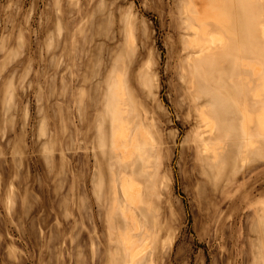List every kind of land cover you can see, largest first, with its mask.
Here are the masks:
<instances>
[{"label": "rangeland", "instance_id": "obj_1", "mask_svg": "<svg viewBox=\"0 0 264 264\" xmlns=\"http://www.w3.org/2000/svg\"><path fill=\"white\" fill-rule=\"evenodd\" d=\"M186 3L0 0V264H123L131 224L127 253L142 251L129 262L264 264V136L233 166L241 139L225 138L213 162V137L203 153L185 74L195 49H184L187 25L198 23ZM249 45L242 60L263 62L262 40ZM118 81L121 164L109 152ZM120 170L138 183L133 216L109 210L108 181L122 185Z\"/></svg>", "mask_w": 264, "mask_h": 264}, {"label": "bare ground", "instance_id": "obj_2", "mask_svg": "<svg viewBox=\"0 0 264 264\" xmlns=\"http://www.w3.org/2000/svg\"><path fill=\"white\" fill-rule=\"evenodd\" d=\"M201 2L206 3L205 6L202 4L201 9L197 7V0H188L184 7L185 14L198 23L187 25L192 35L187 36L184 49L194 48L195 51L188 55L185 74L190 78L191 88L194 90L193 101L198 106L197 119L201 123L198 137L203 153L207 154L211 149L204 141L212 137L215 141L212 146L214 149L212 155H207L211 162L223 156L225 138L233 136L241 139L240 144L232 142L230 152L228 151L233 166L236 156L243 154V146L252 147L255 137H260V134L264 136V63L242 60L240 56L241 53L248 52L245 45L250 40L260 38L264 43V21L260 20L254 27L246 28L237 17V10L230 0ZM237 43L240 47L236 46ZM230 51L237 52V55L231 57ZM237 68H246L247 73L240 76ZM256 105L263 106V109L258 114H253L251 109ZM119 124L114 136L115 144L128 139L124 124ZM220 147L222 148L219 149ZM219 161L218 167H225L222 157ZM137 185L136 181L123 180V194L131 203L135 199ZM140 251L142 249H133L130 254L135 256Z\"/></svg>", "mask_w": 264, "mask_h": 264}, {"label": "crops", "instance_id": "obj_3", "mask_svg": "<svg viewBox=\"0 0 264 264\" xmlns=\"http://www.w3.org/2000/svg\"><path fill=\"white\" fill-rule=\"evenodd\" d=\"M183 2V1H188V0H180V2ZM243 0H232V2L235 4V6L237 7V17H239L242 21V25H244V27H249V26H252L254 27L258 22L263 21L264 19V0H250V1H253L254 4L256 3H261V7H259L258 11L257 12H252V10H244L242 9L243 7V4L241 5L240 2H242ZM239 2V3H238ZM184 9V8H183ZM244 14V16H243ZM252 18H257L258 20L255 22V21H251ZM238 44V43H237ZM247 45V48L249 50V53H253V49L251 47V45L246 44ZM239 46V44L237 45ZM263 52H264V48H263ZM264 59V58H263ZM263 63H264V60H263ZM126 95V92H125V87H121L120 86V82L118 81L117 84H116V87L115 89L113 90L112 92V96H114L116 98V106L114 108V106L111 105V103L108 105V110H109V114H110V138H111V145H112V148L111 150L109 151L110 152V155L111 156H115L116 159H120L121 161L119 162V164H121L122 160H123V157L121 155V152H120V147H121V141H119V144H115L114 142L115 139H114V136H115V132L118 130L119 128V123H121L119 121V114L121 112V108H120V105H121V98L122 97H125ZM80 109H82V107L80 106ZM79 123V122H78ZM222 169H224V166H219L218 167V170H217V173H220L222 171ZM118 173L120 174V181H122L123 179H127L128 177H134L132 175L129 174V172H127L126 170H120L118 171ZM147 176V175H146ZM150 178V176L148 177ZM115 179H114V176H111V184L109 186V181H108V199H109V210L110 212H112L113 214L116 213L117 209L119 210V212H121L122 214L127 215L128 216H133L134 215V204L132 203H128V202H125L123 201V186L120 184H116L115 183ZM120 191L121 193V196H122V201H119L118 200V197H117V192ZM137 193V198H136V201H138V192ZM128 206V207H127ZM127 214H126V213ZM137 227V224H131L128 229L126 230L124 236L121 238L122 240V253H123V259H124V263L123 264H136V263H139V260H135L133 262H129V253H127V248H126V239H129V241L132 240L133 236L132 234L130 233L133 229H135ZM126 253H127V256H126ZM124 255L126 256V258H124Z\"/></svg>", "mask_w": 264, "mask_h": 264}]
</instances>
